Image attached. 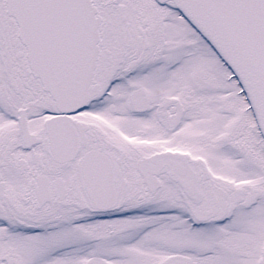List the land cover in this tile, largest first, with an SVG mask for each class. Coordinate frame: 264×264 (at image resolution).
Listing matches in <instances>:
<instances>
[{"label": "snow or ice", "instance_id": "obj_1", "mask_svg": "<svg viewBox=\"0 0 264 264\" xmlns=\"http://www.w3.org/2000/svg\"><path fill=\"white\" fill-rule=\"evenodd\" d=\"M0 264H264V0H0Z\"/></svg>", "mask_w": 264, "mask_h": 264}]
</instances>
